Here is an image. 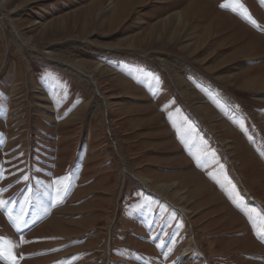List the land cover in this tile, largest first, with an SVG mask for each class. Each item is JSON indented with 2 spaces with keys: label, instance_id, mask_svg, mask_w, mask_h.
Wrapping results in <instances>:
<instances>
[{
  "label": "rangeland",
  "instance_id": "1",
  "mask_svg": "<svg viewBox=\"0 0 264 264\" xmlns=\"http://www.w3.org/2000/svg\"><path fill=\"white\" fill-rule=\"evenodd\" d=\"M96 1L0 0V253L264 264V0Z\"/></svg>",
  "mask_w": 264,
  "mask_h": 264
},
{
  "label": "bare ground",
  "instance_id": "2",
  "mask_svg": "<svg viewBox=\"0 0 264 264\" xmlns=\"http://www.w3.org/2000/svg\"><path fill=\"white\" fill-rule=\"evenodd\" d=\"M114 1V6L115 5H117V8L114 10V12L112 13V16H116V15H118L119 13H120V11L122 10V9H126L127 11L130 9V6H131V0H113ZM113 1H112V3H113ZM101 2H104V0H99V1H96V2H94L93 3V5L94 6H99L100 4H101ZM207 2V3H206ZM168 3V2H167ZM211 3V2H210ZM209 2H208V0H192V2L190 3V5L187 7V8H189V10H187V11H184V10H180V11H178V13H176L175 14V17H173V18H176L178 15L180 16V20L181 21H183V20H185V18L184 17H186V16H188V15H190L191 14V12L192 11H196V10H198V9H202V8H204V9H209V10H214L213 9V7H214V3L213 4H210ZM219 3V2H218ZM189 4V3H188ZM207 4V5H206ZM212 5H213V7H212ZM113 6V7H114ZM132 8V7H131ZM216 10V9H215ZM191 11V12H190ZM218 12V11H217ZM130 13V12H129ZM219 13H220V11H219ZM169 14V13H168ZM167 15V14H166ZM177 15V16H176ZM170 15H168L167 17H169ZM232 16V15H231ZM179 19V18H178ZM211 19V18H210ZM203 20L202 19H200L199 20V22H202ZM222 21V20H221ZM241 22V21H240ZM216 23H214V25H215ZM218 26V25H217ZM241 26V25H240ZM215 27V26H214ZM185 28V27H184ZM164 31V30H163ZM219 31V30H218ZM223 32V31H222ZM162 34V33H161ZM163 35V34H162ZM163 38V37H162ZM97 69V68H96ZM81 73H83L82 72V70H81ZM88 76V75H87ZM88 77H91V76H88ZM158 179L156 178V180L155 179H152V180H149L148 182L150 183V184H153V183H156V181H157ZM172 185L176 188H179V183L178 182H174V183H172ZM166 188V183H163V184H161V189L163 190V189H165ZM169 190V189H168ZM180 196H181V198H185V196H184V193L182 192L181 194H180ZM251 201H253V199H251ZM254 202V201H253ZM182 210H184L185 212H187L186 211V208L185 207H180ZM26 250H24V249H22L21 250V252L22 253H24ZM191 252H192V250H191V246H189L188 248H187V250L186 251H184V253H183V261H184V259L185 258H188V255L187 254H191ZM1 254V253H0ZM2 255V257L6 260V262H8V263H13V260L11 259L10 260V258H7L4 254H1ZM12 261V262H11Z\"/></svg>",
  "mask_w": 264,
  "mask_h": 264
},
{
  "label": "snow or ice",
  "instance_id": "3",
  "mask_svg": "<svg viewBox=\"0 0 264 264\" xmlns=\"http://www.w3.org/2000/svg\"><path fill=\"white\" fill-rule=\"evenodd\" d=\"M25 179H28V177H25ZM0 191H2V189H0ZM7 203H11V201H5V202H0V204H7ZM10 259H12L13 261L15 260V257H9Z\"/></svg>",
  "mask_w": 264,
  "mask_h": 264
}]
</instances>
